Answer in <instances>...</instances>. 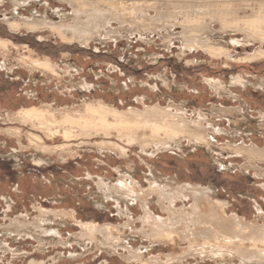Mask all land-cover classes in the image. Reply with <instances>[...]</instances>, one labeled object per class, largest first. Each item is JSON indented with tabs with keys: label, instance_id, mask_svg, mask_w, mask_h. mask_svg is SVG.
I'll use <instances>...</instances> for the list:
<instances>
[{
	"label": "rangeland",
	"instance_id": "374dc122",
	"mask_svg": "<svg viewBox=\"0 0 264 264\" xmlns=\"http://www.w3.org/2000/svg\"><path fill=\"white\" fill-rule=\"evenodd\" d=\"M159 5L163 11L174 9L168 3ZM15 7L12 0H0V39L10 47L0 50V264H131L125 257L132 247L153 264H164L172 257L170 264H264V258L243 262L239 250L220 256V252L190 253L187 239L179 244L153 242L141 233L146 213L163 219L170 215L168 201L151 191L153 172L164 179L173 177L179 186L206 191L228 215L243 220L248 227L244 251L253 246L254 230L264 233V58L236 59L254 52L260 41H246L243 32L223 29L217 21L212 29L215 40L233 53L232 58L212 57L201 47L184 51L180 40L165 37L170 28L149 27L148 20L147 26L125 23L119 34L97 36L87 44L64 42L47 27L15 31L8 20L40 14L60 21L59 15L73 12L69 2L33 0ZM156 13L151 10L152 17ZM119 27L113 22L112 28ZM180 30L174 27V32ZM24 54L48 58L60 72L31 69L22 61ZM236 77L242 83H233ZM210 78L221 84L213 85ZM99 101L120 111L158 106L184 112L191 125L208 129L205 133L215 144L197 145L186 137L165 141L160 147L128 143L115 131L66 139L61 132L51 137L17 113L35 105L50 107L58 117L66 112L78 115L86 103ZM249 146L262 152L257 157L263 158L251 162L243 156L252 149ZM123 171L142 201L117 198L100 186L102 181L119 183ZM183 204L179 201L175 209L188 208L191 202ZM204 218L212 222L206 211ZM35 222L44 226L45 234ZM85 224L114 226L112 243L118 246L104 248L79 237ZM10 225L24 231L7 233ZM40 234L46 237L40 239ZM97 236L103 242V234ZM196 241L204 239L199 236Z\"/></svg>",
	"mask_w": 264,
	"mask_h": 264
},
{
	"label": "bare ground",
	"instance_id": "6f19581e",
	"mask_svg": "<svg viewBox=\"0 0 264 264\" xmlns=\"http://www.w3.org/2000/svg\"><path fill=\"white\" fill-rule=\"evenodd\" d=\"M12 1L15 6L18 7L24 5L25 3L30 4L33 0ZM65 1L69 2V4L72 5L73 12L62 13L61 15H59L61 18L60 21L55 22L49 19L47 16L37 14L32 16L31 18L14 17L12 19H9V26L15 31L21 27H24L28 30H38L47 27L53 33H56L64 42L78 41L80 43L87 44L92 39H95L97 36H99L100 39V37H111L112 34H119V30L121 28H125V23H129V26L132 25V27L134 25L138 26L139 24L147 26L148 24H150L147 23V21L149 20L152 22L149 27H153L155 29L164 28L166 30L170 28L171 30L167 31L166 35L164 34L165 37L170 36L173 39L180 40L183 44L184 51L186 48L191 49L201 47L205 51H207L212 57L218 58H221L223 56L232 58L233 52L230 51L226 46L221 45L219 41L216 42L213 33V27L217 21L221 23L223 29L230 28L231 31L234 32H243L245 34L246 41H248L247 37L253 32L264 30V8H262V6H264V0ZM161 3H168L167 6L174 9H168L167 11L160 10L159 4ZM153 9L157 12L154 17L151 16V10ZM250 9L251 12L250 14H248ZM113 22H117L120 27L112 28ZM176 26L181 27V30L179 32H174V27ZM164 29L161 30V32L164 31ZM0 50L3 52L10 50V47L8 46V42L6 40L0 39ZM262 58H264V44H261L259 47H257L254 52L244 56H238L236 59L238 61L249 62ZM22 61L27 64L31 69H41L44 72H49L54 75L60 72L59 70H57L59 69L58 65L50 61L48 58L40 59L31 55L24 54L22 56ZM242 81L243 79L241 80L240 77H236L232 82L235 84H239L242 83ZM210 82L213 85L221 84L218 80L213 78H210ZM17 113L21 118L24 119V121L29 122L31 124L33 123V126L35 125L34 127H37L36 125L39 124L42 127L40 128V130H45L47 134L51 137H55L61 132L63 133L62 136H65L64 139H66L75 136L77 137L79 134H85L90 132H96L97 134L104 133L106 135H110L112 131H115L121 138L126 139L128 143H134L136 141H139L144 145L146 143H151L160 147L165 141H169L179 137H186L197 145L198 143H206L209 146H211V144H215V142L211 143L212 141H210V138L205 133L208 131V129H205L203 131L205 127L202 129L200 126L191 125L190 121L192 120L189 121V119L185 117L187 115L184 116V112H173L170 109H163L158 106L153 108H147L144 111L136 109H131L130 111H120L118 110V108H113L112 106H109L106 103L99 101L94 103H86L83 106V110L78 115L72 114L71 112H66L65 114H63L62 117H58L54 110L50 109V107H40L35 105L30 107H24L18 110ZM203 118L205 117H202V119ZM34 136L40 139L39 136ZM227 147L230 148V146ZM256 149L257 148L254 149L252 147L251 150L243 152V156H246L248 160L252 162V160L257 157V153H262L259 152L258 149ZM125 151L126 149L125 147H123L122 152ZM228 151L232 152L231 150ZM259 156L261 157V155ZM261 158H263V156ZM127 171H123L124 177L120 180L119 183L109 185L107 182L102 181L100 183V186L106 187L107 191L110 194L115 195L117 198L132 197L134 199L140 200L141 196L139 195L135 186L132 184V182H127V177L129 176ZM152 175L153 186L151 188V191L155 194L157 193L161 200L165 202L168 201L167 209L170 215L168 214L169 217L166 219L160 217L157 218L148 215V213L143 210L146 213L145 217L143 218L141 227V233L143 235L148 236L150 239L153 240V242L157 241L178 243V241L183 242L185 239H187L189 241V247L187 251H189L190 253L199 251L201 254L207 252L217 254V252H220V256L224 255V252L232 254L234 253V251L236 252L237 250H239L242 252L240 253V255L243 262H248V260L250 259H252V261L253 259L257 261V259L260 260L261 258H264V248L262 247L263 245L260 244L264 243L263 232L259 230H254L252 232V235L256 237L257 234L258 236H260V238L256 239L254 237L252 248L244 251V235H246L248 227L245 225V222L243 220L239 219L236 215H228L221 203H219V201L217 200H214L215 198L208 195L206 191H202L194 187L190 188V185V187H182L184 184H181L182 186H179L177 185L178 182L176 184V182L171 180L173 177H171V179H164L161 177V174L160 176L155 172H153ZM116 197L114 198L117 199ZM161 200L159 201L161 202ZM186 200L191 202L190 207L188 208L185 207ZM179 201L183 202V205L185 206L180 209H175ZM158 202L157 204H159ZM146 207L148 209L147 204ZM203 209H205L206 214L210 216L212 222L206 221L207 219L204 218L205 211ZM52 214L53 213H51V215ZM49 219L51 218L48 217V220ZM15 221L16 220H14V224ZM18 222L16 224H19ZM200 226H202L203 228H200ZM9 227L10 228H7L5 231L10 234H14L15 232L21 233L22 231H24L23 229L20 230L19 226L12 227L10 225ZM29 227H31V225ZM36 227L38 229H41V234L46 233V231L43 230L44 226L42 224L37 223ZM113 228L114 226L110 225L90 226L85 224L82 228L79 237L88 239L93 244L101 245L104 248L105 246H118V242L112 243V240L114 239V236H112ZM99 233L103 234V242L98 239L97 235ZM119 236L117 238H119ZM199 236H202L204 242L201 243L200 241H196ZM45 237L46 235H41L40 239H44ZM119 245H122V243ZM128 251L129 255H127L125 258L131 264H153L149 260H144L145 255H143V253H141L140 251L133 249V247ZM174 259L175 258L173 257L168 258V261L164 264H170V262ZM256 261L252 263H256Z\"/></svg>",
	"mask_w": 264,
	"mask_h": 264
},
{
	"label": "snow or ice",
	"instance_id": "6c2138e0",
	"mask_svg": "<svg viewBox=\"0 0 264 264\" xmlns=\"http://www.w3.org/2000/svg\"><path fill=\"white\" fill-rule=\"evenodd\" d=\"M264 8V6H262ZM248 41L255 43L257 40L264 44V30H259L258 32H253L251 35L247 37ZM233 44H236L237 41L233 40Z\"/></svg>",
	"mask_w": 264,
	"mask_h": 264
}]
</instances>
